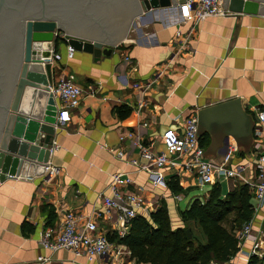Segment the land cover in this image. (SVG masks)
<instances>
[{"label":"crops","instance_id":"crops-1","mask_svg":"<svg viewBox=\"0 0 264 264\" xmlns=\"http://www.w3.org/2000/svg\"><path fill=\"white\" fill-rule=\"evenodd\" d=\"M179 11L176 4L134 16L109 55L95 58L82 50L69 53L65 46L56 50L59 58L51 59L52 82L59 74L72 73L83 95L71 110L70 119L56 127L53 136L56 148L48 160L61 171L51 176H17L0 181V264H147L129 258L124 245L127 252L121 259L104 255L88 260L64 249L49 251L38 241L45 227H55L64 212L72 210L94 217L98 231L116 242L117 223L113 214L104 212L99 195L100 191L109 194L107 185L115 172L130 178L128 189L146 195L156 206L165 203L172 227L188 226L201 242L206 241L198 223L183 221L180 210L195 198L204 200L210 184L199 186L194 176L183 172L178 175L182 190L173 192L166 185L172 174L164 168L165 183L153 187L145 171L109 150L123 147L129 153L127 141L121 142L119 133L136 129L140 123L145 124L139 129L147 141L166 127H175L177 120L195 113L199 107L233 97H238L250 113L264 108V13L230 11L227 15L206 17L195 25L187 47L175 53L172 65L155 84L146 89L132 85L152 76L154 67L176 51L172 45L174 32L188 26L180 22ZM90 87L94 90L91 94L87 93ZM118 106L128 107L129 112L119 115L115 111ZM159 145L162 144L158 143L157 148ZM251 146L248 152L235 151L229 165L247 164L252 175ZM222 152L223 144L214 156L207 158L218 160ZM131 156L137 157V152L134 150ZM218 180L224 195L228 180ZM200 191L202 195L198 194ZM253 201L252 234H257L264 252L260 227L264 202L256 206L254 198ZM52 211L54 217L49 219ZM251 243L245 239L223 264H246L245 252ZM39 255L49 258L38 260Z\"/></svg>","mask_w":264,"mask_h":264},{"label":"water","instance_id":"water-1","mask_svg":"<svg viewBox=\"0 0 264 264\" xmlns=\"http://www.w3.org/2000/svg\"><path fill=\"white\" fill-rule=\"evenodd\" d=\"M184 0H0V181L46 175L56 130L57 99L49 91L60 46L109 55L134 16ZM233 12L264 13V0H223ZM56 51V52H55ZM200 136L212 157L231 137L236 153L253 143L254 117L238 97L199 107ZM187 236L189 227L184 228Z\"/></svg>","mask_w":264,"mask_h":264},{"label":"built area","instance_id":"built-area-1","mask_svg":"<svg viewBox=\"0 0 264 264\" xmlns=\"http://www.w3.org/2000/svg\"><path fill=\"white\" fill-rule=\"evenodd\" d=\"M180 9L181 23H188L186 29L177 28L174 32L172 45L176 51L164 61L158 63L153 70L152 76L142 82H134L132 85L146 89L158 80L165 73V69L173 63L175 53L182 51L187 47V42L195 31V25L208 16L227 15L230 10L223 8L221 0H184L178 2ZM71 48L68 52L71 53ZM56 59L59 58L55 54ZM128 60V56H125ZM49 91L59 103L55 114L56 127L63 125L71 117V110L76 107L83 95V89L75 81L72 73L59 74L57 78L49 84ZM93 88H89L87 93H93ZM255 120L253 135L254 140L251 146V153L254 158L252 175H249L247 164L238 163L230 166L229 161L236 151V144L231 137H228L223 145V152L218 160H211L204 155V145L198 141L196 134L197 117L190 113L182 120L176 121V126L166 127L161 133L154 137L144 140L139 129L144 126L140 123L136 129H126L119 133L121 142L127 141L129 153L122 147L114 150V154L126 160L138 170L146 172L147 179L151 186H157L165 183L163 169L170 170L172 175L178 177L183 172L189 173L196 178L199 186L213 182L218 179H233L234 182L246 183L252 194L256 206L264 202V108L253 109ZM160 143L164 148H157ZM56 148V143L52 142L49 151ZM137 152V157L131 156V152ZM61 171L58 165L46 161L44 173L48 176L55 175ZM132 183L130 178L119 172L111 173L108 183L109 194L101 191L102 204L104 212L109 216L113 214L114 221L117 223L116 239L123 236L127 231L131 219L136 213L148 214L150 210L156 207L151 200H143L140 193L128 189L127 186ZM177 199L180 194L175 195ZM81 225L79 221H81ZM245 239L252 240L251 246L245 252V256L251 254L261 255V246L258 245L256 234H252V223L250 220L242 223V227L237 234L238 246ZM40 245L49 250L55 251L64 249L71 252L74 256H84L91 260L95 257L104 255L117 257L121 259L125 255L123 244L110 240L108 236L98 231L96 220L91 215H80L72 210L64 212L62 221L55 227H45L39 237ZM49 257L39 255L38 260H47ZM116 258V259H117ZM230 259V258H229ZM229 261V260H227ZM226 262V261H224ZM213 264H223V262H214Z\"/></svg>","mask_w":264,"mask_h":264},{"label":"trees","instance_id":"trees-1","mask_svg":"<svg viewBox=\"0 0 264 264\" xmlns=\"http://www.w3.org/2000/svg\"><path fill=\"white\" fill-rule=\"evenodd\" d=\"M119 115L129 112L126 106L115 107ZM208 134L199 136V143L208 142ZM167 187L180 192L182 186L178 177L170 175ZM254 211L253 196L246 183L238 184L224 195L218 182L212 183L204 200L193 199L180 210L183 221L194 220L205 234L206 241L201 242L194 234L187 236L182 227H172L165 203H160L148 214L136 213L123 236L116 239L129 251L128 257L136 262L147 264H213L215 261L229 260L238 250L235 225L250 220ZM229 213L233 218L228 225L223 220ZM49 219L54 217L50 212ZM264 229V218L262 223ZM188 227V226H187ZM191 231V229H190ZM113 239L112 236H109ZM246 264H264V252L259 256L249 255Z\"/></svg>","mask_w":264,"mask_h":264},{"label":"rangeland","instance_id":"rangeland-1","mask_svg":"<svg viewBox=\"0 0 264 264\" xmlns=\"http://www.w3.org/2000/svg\"><path fill=\"white\" fill-rule=\"evenodd\" d=\"M160 149L161 148H164V146H162V145H159L158 146ZM206 149V147L204 148V150ZM228 180V182H227V191L228 190H231V189H233L234 187H236L238 184H241L240 182H234L233 180H229V179H227ZM216 181H219V180H213V182H211V183H208V184H210V185H212V183H214V182H216ZM226 191V192H227ZM203 191H200L198 194L199 195H202L203 193H202ZM225 192V193H226ZM140 193V192H139ZM207 193H208V191H207ZM207 193H206V196H207ZM140 195L142 196V198H143V200H147L148 199V197L146 196V195H144V194H141L140 193ZM233 213H229L228 214V216L225 218V220H223V223L225 224V225H228V223H229V220L230 219H232L233 218ZM264 216V215H263ZM264 218V217H263ZM261 222V225H260V227H261V230H262V232H261V234H262V239L264 240V229H263V226H262V223H263V219L260 221ZM183 226H185V225H183ZM191 226V228H192V225H190ZM241 227H242V224L241 225H238V224H236L235 225V223H234V229H235V231H236V234H238L239 233V231H240V229H241ZM257 235V234H256ZM257 238H259L258 236H257ZM259 241V240H258ZM241 243H240V245H239V248L241 247Z\"/></svg>","mask_w":264,"mask_h":264},{"label":"bare ground","instance_id":"bare-ground-1","mask_svg":"<svg viewBox=\"0 0 264 264\" xmlns=\"http://www.w3.org/2000/svg\"><path fill=\"white\" fill-rule=\"evenodd\" d=\"M220 149L222 150V148H220ZM258 245L261 246L260 243H259V241H258Z\"/></svg>","mask_w":264,"mask_h":264}]
</instances>
